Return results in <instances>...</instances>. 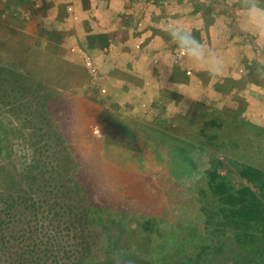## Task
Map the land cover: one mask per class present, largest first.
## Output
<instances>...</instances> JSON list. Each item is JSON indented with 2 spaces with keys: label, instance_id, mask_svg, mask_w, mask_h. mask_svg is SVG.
Here are the masks:
<instances>
[{
  "label": "rangeland",
  "instance_id": "1",
  "mask_svg": "<svg viewBox=\"0 0 264 264\" xmlns=\"http://www.w3.org/2000/svg\"><path fill=\"white\" fill-rule=\"evenodd\" d=\"M125 2L127 15L123 22L126 23L124 27H116L120 33L108 40L111 48L102 52L103 41H95L91 51L77 50L80 71L55 70L56 65L46 55L35 56V51L29 49L21 37L11 39L10 46L7 48V43L6 49L0 50V68L6 70V75L0 71V193L4 194L2 200L6 204L15 205L11 212L2 210L0 214L4 222L0 230V264L29 258L27 252L33 243L40 249L52 243L62 245L68 255L57 252L50 258L42 256L45 262L58 261L56 264L66 257L88 263L93 260L97 264H264V257L259 253H263V248L252 253L249 261H238L236 254L246 256L235 247L234 239L217 253L221 230L216 228V237L210 238V227L217 220L210 221L211 225L205 222L207 218L200 211L196 189H192L197 182L204 184V171L209 167L207 154L191 144L194 134L190 135L184 128L181 136L176 137L147 122L150 103L144 104L142 88L125 92V98L132 103L128 109L133 110L131 114H136L135 117L139 115L136 121L145 128L135 131V137L105 131L103 115L99 121L92 122L88 113L81 116L75 110L81 106L74 105L76 100L82 101L78 97L91 102L99 100L105 111L114 98L113 86L122 83L139 87L140 80L150 81L152 93L145 96L151 97L153 92L157 93V88L153 87L156 82L177 86L186 79L187 91L194 100L204 101L210 108L207 112L213 111L215 105H224L227 111L240 108L241 119L246 122L248 117L254 116L249 122L257 131L242 133L245 132L243 137L248 135L250 141L254 139L259 147L258 155L264 158V47L255 44L252 34L245 30L238 0ZM261 3L264 4V0ZM156 16L165 19L157 22ZM173 21H179L222 57L224 69L220 75H212L206 68L193 65L183 57L166 30ZM151 27L156 34H149L147 30ZM144 32H148L145 38L142 37ZM159 34L169 44L166 52L161 50L165 44L156 37ZM141 40L162 54L157 57L161 65L153 79L151 65L144 55L140 56L143 59L140 63L145 64L142 70L137 67L134 71L126 68V72H120L123 60L120 61L118 53L125 47L138 53ZM41 41V48L43 46L52 58L58 51L55 39ZM39 45L37 49H41ZM24 59L27 68L22 70ZM106 63L116 69L111 74L114 81L104 72ZM137 70L143 74L142 79L140 74L129 72ZM171 78L173 81L169 82ZM221 95L219 102L217 97ZM251 97L255 98L254 104L247 102ZM194 112L199 118L200 110ZM147 126L154 131H149ZM199 139L201 136L195 138ZM129 140L132 143H128ZM118 141L123 152L118 153L121 158L115 159L142 162L140 179L134 180L138 172L131 174L135 171L132 169H128L129 175H113L112 170L99 161L104 154L108 155V145L117 146ZM63 148L73 154L80 166L69 177L63 170L64 156H67ZM17 198L21 202L18 203ZM31 200H42L37 209L39 219H34L30 213ZM57 202L90 206L96 214H92L93 226L82 215L65 221L55 220L53 213L61 208ZM27 230L33 233L32 237ZM210 241L217 247L200 253V248Z\"/></svg>",
  "mask_w": 264,
  "mask_h": 264
},
{
  "label": "trees",
  "instance_id": "2",
  "mask_svg": "<svg viewBox=\"0 0 264 264\" xmlns=\"http://www.w3.org/2000/svg\"><path fill=\"white\" fill-rule=\"evenodd\" d=\"M171 17L174 18L173 13L171 14ZM154 19L158 22L159 20L163 21L162 19L165 18L156 16ZM114 21L115 20H113V22ZM112 29L114 31L106 35L104 40H98L103 41L100 49L103 47L111 48L107 37H114L116 34L115 32H117V30H115L116 27ZM147 31L149 34H156V32H153L152 27ZM148 32H144L145 34H143L142 37L145 38V36H147L146 33ZM159 35L156 37L163 40V44H165L162 45L163 49L161 50L166 52L169 48V44L167 40L161 37L163 35ZM139 42L142 43L138 45V57L132 52L131 56L128 55L129 57L126 56L127 59H123V62H121L122 65H119V67L120 69L129 68L133 71L138 67L139 70H142V66L145 64L140 63L143 60L140 56L144 55L151 65V73L153 75L151 76L153 79L154 75L156 73L158 74L157 70L161 65L159 62L160 60H158L157 57L158 55L162 56V54L158 49L147 47V45H145V43H147L146 41L141 40ZM88 44L90 45V43ZM124 50L129 54L131 49L125 47ZM139 57L140 59H138ZM0 71H3L5 73L4 75H6V70L0 68ZM8 72L13 75L10 71ZM96 72H98V69ZM129 72L131 75H133V73L140 74L139 78H143V74L140 73L141 71L137 70L135 72ZM144 74L148 78L147 74ZM171 80L173 81L171 78L169 82ZM140 81L142 84L139 87H130L131 85L128 84L125 86L124 84L121 85L114 91V98L127 102L128 100L125 99V92H127V89H130V91L134 89V92H136V88H142V90H144L143 93L147 96L149 95L148 92L152 93L151 89H149L151 88L150 81ZM186 83V79H184L182 84L177 86H170L167 83L163 85L162 83L160 84V82H156L153 87L157 88V93L153 92L154 94H152L151 97L145 95L143 97L144 104H146L147 101L150 103L147 112L148 116L146 118L145 114V118L154 128L164 131L170 136L173 135L180 137L184 129L185 131H189L190 135L194 134L190 139L191 144L196 145L207 154L209 167L204 171V184L201 186L199 185V182H197L192 189H196L197 203L200 211L204 212L203 214L206 215L207 218L205 219V222L209 224L210 221L217 220V222L212 221L214 223L213 225L210 223V238L214 239L216 237V228H218L217 231L219 228L221 230L220 232L222 233V236L221 238H218L217 241L218 248L216 249L219 250L217 253H221L226 243L228 241H233L234 239L235 247H238L245 252L244 255L246 256L244 257L236 254L238 261H249L252 253L258 252L260 248H263V253H259L264 257V158L258 155L259 147L254 142V139L250 141L248 135L243 137L245 132H233L252 131L254 134V132L257 131L255 129L256 127L255 125L252 126L249 121L246 122V119H241L240 114L242 110L240 108H233L227 111L224 110V105L223 107L215 105L212 107V109H214L213 111L207 112L210 108L206 106L203 100L193 99L194 96H191L187 91L188 85H185ZM222 96L223 95L217 97L219 102H221L220 100L222 99ZM150 98H153L151 102ZM171 102H175L176 104L183 102L187 105V111L184 112V114L174 111L171 107ZM214 104H216V102ZM128 106L130 107L129 104ZM242 108L244 109V107ZM196 109L201 112L199 118L194 116V111ZM126 111L130 113V109L127 107ZM132 112L133 110H131V113ZM246 125L247 127H245ZM200 136L202 139L195 140V138ZM63 150L64 155L67 154L66 157L64 156L63 170L66 177H69L74 170H79L80 166L77 160H75L73 154L70 153L67 148H63ZM3 197H5L4 194L0 193V214L2 210L3 213L11 212L12 208L15 206L10 203L6 204V202L2 200ZM19 201L21 202L20 198L18 199V203ZM36 201L37 202L31 200V205H29L28 208L31 209L30 213L32 212L33 217H35L34 219H39L40 211L37 209L41 207L42 200ZM59 203L60 202H57L56 205L61 208L53 213L55 220L65 221L78 215H82V217L84 216V219L86 218L89 220L88 224L91 227L93 226L94 218L92 217V214L94 216L96 214L93 213L90 206L77 203ZM32 222L36 224L37 221L35 222L33 220ZM3 224L4 222L0 219V230L3 229ZM51 225L52 224H49L48 226ZM27 232L29 234L28 230ZM32 235L33 233H30L29 237H32ZM54 244L55 243L45 245V249H40L41 247L39 245L33 243L32 247H30V250L27 252L29 258L23 259L20 262L15 260L13 264H56L58 261L53 263H48L46 261V263L44 258H50L49 256H54L57 252L58 255L64 254L66 256L68 255V251L65 250L62 245L55 246ZM80 245L81 242L78 244V247ZM214 246L217 247L210 241L206 245H203L199 251L201 253L209 248L214 249ZM239 253H241V251ZM42 256H44V258H42ZM62 261L63 262H60V264H97L96 262H92L93 260L89 263L88 261L83 262L80 260L72 261L70 257H66V260ZM98 264H101V262ZM204 264H206V262H204Z\"/></svg>",
  "mask_w": 264,
  "mask_h": 264
},
{
  "label": "crops",
  "instance_id": "3",
  "mask_svg": "<svg viewBox=\"0 0 264 264\" xmlns=\"http://www.w3.org/2000/svg\"><path fill=\"white\" fill-rule=\"evenodd\" d=\"M126 8L127 4L125 0H0V50L3 51L4 48H8L10 46L11 39L21 37L26 40L29 49L32 48L35 51V56L38 54L41 56L42 54L44 56L46 55V58H49L51 63L56 65L55 70H68L72 72L75 70L80 71L78 67V65H80L78 62L79 53L77 50H81L83 52L84 50L91 51V48L95 47V41L104 40L106 35L114 31L112 28L124 27L123 24L126 22H123V19L127 15L124 9ZM113 20L115 21L113 22ZM69 31L71 33L68 36ZM115 33L117 34L119 32L117 31ZM113 38L114 37L112 36L107 37L108 40ZM42 39H55L56 44L54 45H57L58 51L54 52L53 60V57L51 58V55L48 54L46 50L44 51L45 48L43 46L41 48V42H43L41 41ZM64 39H66L65 43L63 41ZM3 40H5L4 45ZM38 42L40 43L39 48L41 49H37V45L39 44ZM88 43H90V45ZM34 47L36 48L34 49ZM100 51L107 52L108 48H104ZM121 51V53H118L120 61L121 59L123 60L126 55L131 56L132 52L135 56H137L135 50H130L129 54L124 49ZM7 61H10V59L8 58ZM110 63L113 64V62ZM110 63H106L107 67L104 68V72L106 74L108 73V75H110L109 77L114 81L111 74L112 70L116 69L112 68ZM47 65L48 64H46V66ZM121 65L122 63L120 66ZM26 68V59H24V66L22 70H25ZM20 69L21 67L19 70ZM124 70L125 69H120V72H126ZM121 85L122 83L116 85L118 87L113 86L114 91ZM137 85L138 84L134 86L136 87ZM253 98H247V102L254 104L255 98ZM78 99L82 101L76 100L74 105H79L82 108L77 107L75 110L79 112L81 116H87L88 113V117L92 122H94L95 119L96 121H99L101 115H103L105 118V131H119V135L123 134L124 137H135V131H143L145 129L143 126L138 125L140 123L136 121V118H138L139 115L135 117L136 114H131V112L128 113V111H126L128 104H132L131 101L124 102L121 99L113 98L108 104L110 108L105 109V112L100 107L99 100L91 102L88 100L85 101L79 97ZM85 103L87 107L85 106ZM134 110L137 112L138 107L135 106ZM100 112L101 114H99ZM253 117L254 116L251 118L248 117V119L252 120L254 119ZM110 121L112 122L110 123ZM147 127H149V131H154V128L150 126ZM242 132L243 131H240L239 133ZM170 140H172L171 137ZM130 141L131 140H129L128 143H132ZM119 142L120 141L117 142V146L114 143H110L107 147L109 150L108 155L105 156L104 154V157L102 158L101 156L102 159L99 161L106 168H110L113 175L118 173V176L120 175L122 177L124 174L129 173L128 169H132L135 171L131 174L136 172L139 174H134L136 175L134 180L140 179L143 175V170H139V168H142V162L138 160H125L123 158L115 159L117 157L121 158L118 156V153L120 151V153L123 152V147L118 144ZM114 169H116V171ZM134 182L138 183L137 181Z\"/></svg>",
  "mask_w": 264,
  "mask_h": 264
},
{
  "label": "clouds",
  "instance_id": "4",
  "mask_svg": "<svg viewBox=\"0 0 264 264\" xmlns=\"http://www.w3.org/2000/svg\"><path fill=\"white\" fill-rule=\"evenodd\" d=\"M243 12V25L254 37L255 44L264 47V4L261 0H238ZM170 38L176 43L183 57L193 65L206 68L212 75H220L224 69L223 59L206 43L198 40L179 21L166 26ZM251 47V45L249 46ZM184 95V94H183ZM174 111L184 114L187 105L171 102ZM99 132V128L97 129Z\"/></svg>",
  "mask_w": 264,
  "mask_h": 264
}]
</instances>
